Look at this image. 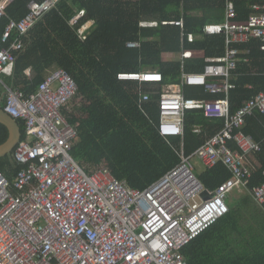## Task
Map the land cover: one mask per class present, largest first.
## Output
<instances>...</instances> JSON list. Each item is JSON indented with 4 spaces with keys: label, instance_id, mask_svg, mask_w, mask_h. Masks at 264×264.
Returning <instances> with one entry per match:
<instances>
[{
    "label": "built area",
    "instance_id": "obj_1",
    "mask_svg": "<svg viewBox=\"0 0 264 264\" xmlns=\"http://www.w3.org/2000/svg\"><path fill=\"white\" fill-rule=\"evenodd\" d=\"M12 1L0 0V24L8 18ZM250 1L253 13L241 21L234 0H226V20L204 29L207 36H224L225 54L206 57L201 73L183 72L181 85L164 86L158 103V130L165 138L184 135L186 112L191 110L223 120V128L206 137L192 155L183 154L179 165L146 190L130 187L105 165L89 173L73 158L80 136L65 111L77 104L78 85L66 70L48 72L32 93L15 89L2 78L13 76L28 33L59 0L31 1L24 18L9 19L0 33V100L5 112L24 123L27 139L13 153L12 162L19 167L14 179L0 170V264H189L183 249L229 213L228 200L235 192L248 190L253 159L264 151V140H255L247 125L249 117L264 114V91L243 102L235 113L230 102L239 56L251 53L239 46L256 41L264 52V0ZM84 15L82 11L75 16L71 25H78ZM93 24L82 25L80 36L85 39ZM164 24L181 28L183 44L199 39L184 32L183 18ZM176 55L171 60L183 62L202 53L183 49ZM26 73L30 77V70ZM117 78L163 83L162 74L151 70L121 72ZM186 85L224 97L187 98ZM149 99L144 93L141 102ZM196 132L201 134V129ZM193 158L208 169L222 163L231 177L209 191L195 174ZM251 195L264 206V181Z\"/></svg>",
    "mask_w": 264,
    "mask_h": 264
},
{
    "label": "trees",
    "instance_id": "obj_2",
    "mask_svg": "<svg viewBox=\"0 0 264 264\" xmlns=\"http://www.w3.org/2000/svg\"><path fill=\"white\" fill-rule=\"evenodd\" d=\"M31 1L44 0H13L8 5V18L2 20L0 33L9 19L19 21L26 16ZM250 2L234 0L239 20L246 21L253 13ZM82 11L85 15L79 24L71 25L70 21ZM225 14L226 0H59L28 33L25 51L19 55L14 74L6 83L32 93L48 72L66 70L78 85L77 104L70 112L65 111L80 136L73 158L92 173V168L105 157L117 179L134 189L146 190L179 165L183 154L196 152L204 144L203 136H213L224 126L223 120L208 119L202 111L191 110L186 112L184 135L165 138L158 130V103L163 87L179 84L183 72L201 73L206 57L225 54L224 36H207L204 32L209 24L223 23ZM181 18L184 32L199 37L198 40L183 44L181 28L164 24ZM88 21L94 24L84 39L79 29ZM146 22H156L158 26L141 25ZM130 43L140 46L131 47ZM239 48L251 53L239 56V76L233 81L236 88L230 91L233 113L243 102L264 91V52L260 44L253 41ZM183 49L200 51L202 56L183 62L164 61V54H179ZM144 70L161 73L163 83L117 78L121 72ZM249 85L252 89L247 88ZM144 93L150 99L141 102ZM185 96L204 100L224 97L210 95L195 86L186 87ZM3 101L0 100L1 108ZM18 123L23 139H27L24 123ZM247 125L255 140H264V114L257 112L249 117ZM198 127L203 129L201 134L196 132ZM8 137V129L0 124V145ZM13 153L0 159V170L11 181L19 170L12 162ZM253 160L248 190L231 202L228 214L183 249L189 264H264V206L258 205L251 195L264 181V151ZM198 177L207 190L214 191L231 174L220 163ZM236 193L240 192H235L231 200Z\"/></svg>",
    "mask_w": 264,
    "mask_h": 264
},
{
    "label": "water",
    "instance_id": "obj_3",
    "mask_svg": "<svg viewBox=\"0 0 264 264\" xmlns=\"http://www.w3.org/2000/svg\"><path fill=\"white\" fill-rule=\"evenodd\" d=\"M0 124L5 126L9 131V137L7 141L0 145V159H3L14 152L17 145L23 139V133L18 121L5 112L1 107Z\"/></svg>",
    "mask_w": 264,
    "mask_h": 264
},
{
    "label": "rangeland",
    "instance_id": "obj_4",
    "mask_svg": "<svg viewBox=\"0 0 264 264\" xmlns=\"http://www.w3.org/2000/svg\"><path fill=\"white\" fill-rule=\"evenodd\" d=\"M175 57H177V55H175ZM174 60H178V59H174ZM2 78H3L5 81H7V77H6L5 75H2ZM192 163H193V165H194V167H195V174H196V175H200V174H202V173L204 172V170H205V166L202 164V162H200L199 159H197V158H193V159H192ZM102 165H105L106 167L110 168V165H109V163H108V161L106 160L105 157H104L102 163L99 164V166H102ZM97 166H98V165H97ZM85 168H86V167H85ZM95 168H96V166H95L94 168H92V169L94 170ZM86 169H88V167H87ZM244 192H245V191H242V192H240V193H236L235 196H234V198H233V200L229 199V200H228L229 205L231 204V202H236V200H237V198L240 196V194H243Z\"/></svg>",
    "mask_w": 264,
    "mask_h": 264
},
{
    "label": "crops",
    "instance_id": "obj_5",
    "mask_svg": "<svg viewBox=\"0 0 264 264\" xmlns=\"http://www.w3.org/2000/svg\"><path fill=\"white\" fill-rule=\"evenodd\" d=\"M174 55H176V54H170V53L164 54V55H163V59H164V61H172L171 58H172ZM260 74H261V73H257L256 75H259V76H260ZM262 74H264V73H262ZM262 74H261V75H262ZM181 82H182V77H181ZM181 82H180L179 84H170V85H175V86L178 88V86L181 85ZM186 87H193V86L186 85V86L184 87V94H185ZM195 87H200V86H195ZM247 88L252 89V86L249 85V86H247ZM219 96H220V95H219ZM221 98H222V97H221ZM218 99H219V98H218ZM202 100H204V99H202ZM198 128H200L201 131H203V129H202L201 127H198ZM202 135H203V134H202ZM203 137H204V141H205V138H206L207 136L205 135V136H203ZM205 169H207V168H205ZM198 178H199V177H198ZM244 191H247V190H244Z\"/></svg>",
    "mask_w": 264,
    "mask_h": 264
}]
</instances>
